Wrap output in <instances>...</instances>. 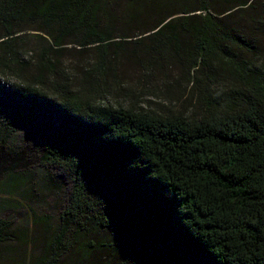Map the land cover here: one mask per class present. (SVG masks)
I'll list each match as a JSON object with an SVG mask.
<instances>
[{
  "label": "trees",
  "instance_id": "16d2710c",
  "mask_svg": "<svg viewBox=\"0 0 264 264\" xmlns=\"http://www.w3.org/2000/svg\"><path fill=\"white\" fill-rule=\"evenodd\" d=\"M36 166L67 198L0 217V264H264V0H0V176Z\"/></svg>",
  "mask_w": 264,
  "mask_h": 264
},
{
  "label": "rangeland",
  "instance_id": "374dc122",
  "mask_svg": "<svg viewBox=\"0 0 264 264\" xmlns=\"http://www.w3.org/2000/svg\"><path fill=\"white\" fill-rule=\"evenodd\" d=\"M6 78L9 83L17 82L16 77L13 75H9ZM139 88H141L140 85H137L136 89ZM143 95L145 97L141 103L142 107L152 108L162 113L180 110L189 113L191 111L190 104L173 94L166 95L158 92V90L149 88ZM57 120V117L49 116L29 129L18 131L11 138L10 144L20 147L17 149L23 148L24 154H21L22 152L16 153V150H14L13 152L6 151L3 155L17 156L21 154V158H24L22 160L23 163L27 161V166L35 165L34 155L25 154L26 149L29 152V148L35 146L36 140L51 130ZM22 167L23 165L18 166V170L21 171ZM36 167L37 169H35L32 179H23L21 181L20 178H17L26 173L24 169L23 173L16 172L21 174H15L14 177H9L6 174L0 176V217L12 220L16 224H23L27 222L28 208H32L39 213H48L54 217L58 216L67 198L66 192L69 186L67 179L64 174L59 173L54 168Z\"/></svg>",
  "mask_w": 264,
  "mask_h": 264
}]
</instances>
